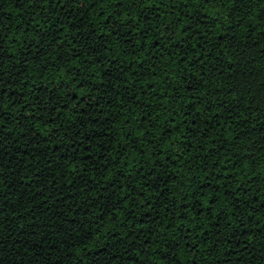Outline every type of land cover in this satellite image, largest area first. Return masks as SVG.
Listing matches in <instances>:
<instances>
[{"label":"trees","instance_id":"16d2710c","mask_svg":"<svg viewBox=\"0 0 264 264\" xmlns=\"http://www.w3.org/2000/svg\"><path fill=\"white\" fill-rule=\"evenodd\" d=\"M0 264H264V0H0Z\"/></svg>","mask_w":264,"mask_h":264}]
</instances>
